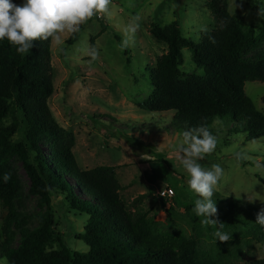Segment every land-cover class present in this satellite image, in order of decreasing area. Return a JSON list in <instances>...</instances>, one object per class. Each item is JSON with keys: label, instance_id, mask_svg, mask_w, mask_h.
Returning <instances> with one entry per match:
<instances>
[{"label": "rangeland", "instance_id": "obj_1", "mask_svg": "<svg viewBox=\"0 0 264 264\" xmlns=\"http://www.w3.org/2000/svg\"><path fill=\"white\" fill-rule=\"evenodd\" d=\"M227 2L228 12L238 17L242 29L252 26L258 33L264 28V0ZM100 16L102 19L92 17L80 25L78 32L59 33L61 43L52 38L50 47L52 94L48 106L58 125L74 135L72 152L78 167H114L127 208L151 220L155 233H178L192 239L203 259L240 264L264 258L262 244L243 231L206 226L203 217L188 209L197 195L188 187L181 153L173 150L183 143L185 131L173 125V112L152 113L142 107L154 90L149 71L167 51V45L151 35V24L164 26L177 20L183 36L198 42L203 33L214 28L207 0H111L108 13ZM131 27L135 32L129 31ZM182 53L179 79L205 78L204 69L193 63L191 51L183 48ZM263 54L264 41L242 57L255 59ZM244 91L264 114V82L247 81ZM211 128L221 130L213 133L217 146L198 162L205 169L214 164L224 169L214 191L264 209V140L229 136L226 126L217 121ZM18 139V135L13 137ZM5 162L21 186L16 207L24 226L36 228L49 211L54 230L63 233L64 245L73 251H87V244L79 238L87 217L70 211L60 194L50 193L48 205L40 202L29 191L30 181L19 158L9 154ZM154 172L174 190L171 198L161 196L160 189L149 180ZM1 211L0 206V224ZM16 229L11 228L14 245L20 239ZM217 231L231 234V239L217 240ZM58 247V243L52 245Z\"/></svg>", "mask_w": 264, "mask_h": 264}, {"label": "trees", "instance_id": "obj_2", "mask_svg": "<svg viewBox=\"0 0 264 264\" xmlns=\"http://www.w3.org/2000/svg\"><path fill=\"white\" fill-rule=\"evenodd\" d=\"M13 2L19 5L22 0ZM207 7L214 28L198 42L183 36L177 20L164 26L151 24V35L165 43L167 51L149 71L154 90L142 107L152 113L173 112V125L183 131L204 126L212 134L221 133L211 128L217 121L226 126L229 136L264 140V114L244 91L247 81L264 82V54L255 59L242 57L264 41V28L258 33L252 26L242 29L238 17L228 12L227 0H207ZM51 41H33L26 54L18 53L7 40L0 41V177L11 176L7 183L0 179V257H7L9 264H222L201 258L192 239L178 233H155L151 220L134 215L121 198L114 167H78L72 152L74 135L58 125L48 106ZM183 48L191 51L193 63L204 69L205 78L179 79ZM9 154L22 162L29 191L40 202L48 205L50 193L60 194L70 211L87 217L79 235L87 251L64 245L63 233L54 230L49 211L33 229L19 220L16 205L22 191L6 166ZM149 180L160 190L166 187L156 172ZM212 199L216 200L215 219L221 223L218 228L239 229L264 248V227L256 223L259 209L216 191ZM193 207L188 205V209ZM12 227L20 233L15 245ZM54 243L59 247L52 248ZM240 264H264V258Z\"/></svg>", "mask_w": 264, "mask_h": 264}, {"label": "clouds", "instance_id": "obj_3", "mask_svg": "<svg viewBox=\"0 0 264 264\" xmlns=\"http://www.w3.org/2000/svg\"><path fill=\"white\" fill-rule=\"evenodd\" d=\"M110 3L111 0H22L18 5L13 0H0V41L7 40L20 54L28 53L36 40L53 38L59 45V33L78 32L79 26L92 17L108 13ZM129 31L135 32V27ZM91 55L95 59L97 54L93 51ZM216 146V137L204 126L185 131L183 143L173 146L174 151L181 153L179 159L189 177L188 187L197 195L193 212L203 217L206 226L221 224L215 219L217 207L212 197L224 169L219 164L205 169L198 161ZM0 179L7 183L11 176L4 173ZM256 223L264 227V209L257 213ZM214 235L222 242L231 239V234L223 231ZM0 264H9L7 257H0Z\"/></svg>", "mask_w": 264, "mask_h": 264}, {"label": "built area", "instance_id": "obj_4", "mask_svg": "<svg viewBox=\"0 0 264 264\" xmlns=\"http://www.w3.org/2000/svg\"><path fill=\"white\" fill-rule=\"evenodd\" d=\"M159 194L163 197L171 198L174 195V190L171 187L166 186L159 191Z\"/></svg>", "mask_w": 264, "mask_h": 264}]
</instances>
